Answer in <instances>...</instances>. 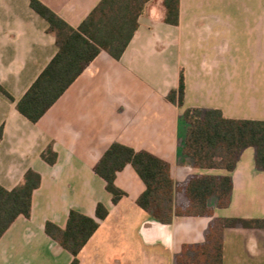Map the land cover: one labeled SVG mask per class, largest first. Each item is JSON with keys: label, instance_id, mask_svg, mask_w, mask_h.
<instances>
[{"label": "crops", "instance_id": "crops-1", "mask_svg": "<svg viewBox=\"0 0 264 264\" xmlns=\"http://www.w3.org/2000/svg\"><path fill=\"white\" fill-rule=\"evenodd\" d=\"M39 1L77 28L101 0ZM29 2L0 0V86L14 100L0 92V186L13 190L28 170L38 173L41 183L32 195L30 217H18L0 239V264H71L72 256L45 233V224L64 229L70 211L94 218L98 203L109 212L102 222L118 206L120 212L144 214L135 235L152 264H179L183 255L189 260V253L194 257L185 248L207 244L218 219H264V211L253 215L259 207L242 210L246 202L264 204V172L256 169L255 155L254 167L245 165L247 151L230 175L234 217L221 215L225 208H213L210 217H174L163 224L137 207L145 187L130 166L116 176V187L126 193L116 205L93 172L107 148L119 143L167 162L175 186L194 176H226L225 170L193 166L182 152L179 121L186 109L264 121V0H180L177 26L164 23L163 0H151L121 58L100 53L36 124L22 117L15 103L57 46ZM181 71L185 90L178 107L167 95L178 88ZM48 146L56 154L54 165L41 158ZM98 230L79 253V264H106L105 248L92 244ZM122 256L112 264H145L144 257ZM220 264H264V230L224 229Z\"/></svg>", "mask_w": 264, "mask_h": 264}, {"label": "trees", "instance_id": "trees-1", "mask_svg": "<svg viewBox=\"0 0 264 264\" xmlns=\"http://www.w3.org/2000/svg\"><path fill=\"white\" fill-rule=\"evenodd\" d=\"M151 0H101L77 28L69 26L39 0H30V9L48 24V32L55 37L57 52L39 74L22 98L15 103L16 111L32 124L53 107L71 85L102 52L118 61L138 29V19ZM180 0H163L164 23L179 24ZM183 72L179 74L176 90L167 95V101L183 106ZM0 92L11 102L13 98L0 86ZM186 135L182 152L199 169H220L231 173L240 154L248 148L255 150V167L264 172V121L233 120L219 110L186 109L182 115ZM3 127H0V141ZM42 160L54 165L56 154L51 146L41 154ZM130 166L143 183L145 190L136 205L155 220L169 224L174 217H210L216 200L217 208H227L233 190L231 177L194 176L184 185L175 186L167 162L119 144H111L93 166V172L105 183L106 191L116 205L126 193L115 185L119 172ZM41 183L40 175L28 170L23 182L13 190L0 186V239L22 216L30 217L33 192ZM108 210L98 203L95 217L90 218L70 211L66 226L60 229L45 224V233L72 256L71 264H79L83 247L108 216ZM241 226L264 230V219H218L207 235V244L187 247L193 259L185 256L179 264H220L222 232Z\"/></svg>", "mask_w": 264, "mask_h": 264}, {"label": "rangeland", "instance_id": "rangeland-1", "mask_svg": "<svg viewBox=\"0 0 264 264\" xmlns=\"http://www.w3.org/2000/svg\"><path fill=\"white\" fill-rule=\"evenodd\" d=\"M179 132H180V145L183 146V138L185 135V124L183 120L181 119L179 121ZM244 151H247L246 158H245V165L249 166L251 163L254 167V155L255 150L253 148L245 149ZM251 162V163H250ZM256 170V169H255ZM213 175V173H211ZM226 175L230 176L231 173H226ZM225 174H214V175H225ZM210 175V174H206ZM231 177V176H230ZM247 194L253 195L252 191H248ZM248 198V197H247ZM247 204V205H246ZM244 204L245 208H242V210L247 211H255L258 210V207L260 208L259 211L253 212V215H260V212L264 211V204L262 206H258V203L253 202V206L250 203ZM209 205L212 206L215 209L216 207V200L211 199L209 201ZM123 208L119 207L115 209V211L112 213V216L106 220L105 222H102L99 225V230L97 232V235L94 239V242L92 243L94 246H96L98 249H104V252L106 250V253H108V260L106 264H112L118 261L116 258H121L124 256H127V259H139L140 261L144 257V263L145 264H152L149 259H147V256L142 255L140 247L138 245L136 235H135V226L137 223L143 218L144 214L139 213L140 211H137V214H133L134 212L131 210L120 212ZM234 209V208H233ZM231 209V207L228 205L227 208L223 209L220 214L225 217H234V211ZM99 257H103L101 253H99ZM189 260L193 258V255L189 253ZM111 259V260H110ZM111 262H110V261ZM110 262V263H108ZM99 264H102V261L99 262ZM105 264V262L103 263ZM157 264V262L155 263Z\"/></svg>", "mask_w": 264, "mask_h": 264}]
</instances>
